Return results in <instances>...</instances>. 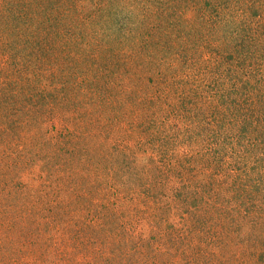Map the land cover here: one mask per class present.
<instances>
[{
	"label": "rangeland",
	"instance_id": "rangeland-1",
	"mask_svg": "<svg viewBox=\"0 0 264 264\" xmlns=\"http://www.w3.org/2000/svg\"><path fill=\"white\" fill-rule=\"evenodd\" d=\"M6 1L0 264H264V0Z\"/></svg>",
	"mask_w": 264,
	"mask_h": 264
},
{
	"label": "trees",
	"instance_id": "trees-1",
	"mask_svg": "<svg viewBox=\"0 0 264 264\" xmlns=\"http://www.w3.org/2000/svg\"><path fill=\"white\" fill-rule=\"evenodd\" d=\"M10 4H14V0H7L6 1V6L10 5ZM63 5H57V4H54L53 5V8L51 9L48 5H45L44 3H42L40 6H39V9H40V18L37 17V16H32V15H29V17L35 22L38 24V27H42L43 24H47V25H50L52 30L55 28L56 30H58L59 28L61 29V27L63 26V24H66L67 22V19L65 20L64 17L66 15H70V14H73L75 15L74 17H77L79 16L78 14L81 12L80 10L78 11V13L76 12V9H74V6L73 5H69L67 3L66 6L63 7V10L65 11V13L67 14H64L62 13L63 11L60 9ZM10 10H14L15 12L16 9H13L12 7H9ZM2 11L5 13L4 9H2ZM19 14L18 12L16 14H6L5 16H3L2 18L3 19H11L13 16ZM70 17V16H69ZM38 20H36V19ZM70 19H73L70 17ZM40 21V23H38ZM70 22V21H68ZM78 20H76V23L74 24L75 27H78ZM53 25V26H52ZM68 29H69V26H68ZM74 37L78 38V40L80 41V45H81V40L82 38L80 37V33L78 32V36H76L77 34H73ZM110 40V38H109ZM255 107H256V104H255ZM255 112H259V114L261 113V111H258L256 110L255 108ZM260 119L263 120L264 118V112H262V114L259 115ZM1 131V129H0ZM1 135V134H0ZM199 136V134H195V136L193 137V139H196L197 137Z\"/></svg>",
	"mask_w": 264,
	"mask_h": 264
}]
</instances>
